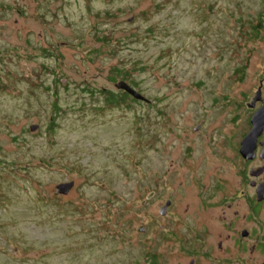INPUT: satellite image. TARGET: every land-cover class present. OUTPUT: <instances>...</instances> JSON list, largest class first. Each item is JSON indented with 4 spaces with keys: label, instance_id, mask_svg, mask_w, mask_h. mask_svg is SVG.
<instances>
[{
    "label": "rangeland",
    "instance_id": "rangeland-1",
    "mask_svg": "<svg viewBox=\"0 0 264 264\" xmlns=\"http://www.w3.org/2000/svg\"><path fill=\"white\" fill-rule=\"evenodd\" d=\"M259 85L264 0H0V264H168L167 184L216 180Z\"/></svg>",
    "mask_w": 264,
    "mask_h": 264
},
{
    "label": "flooded vegetation",
    "instance_id": "flooded-vegetation-1",
    "mask_svg": "<svg viewBox=\"0 0 264 264\" xmlns=\"http://www.w3.org/2000/svg\"><path fill=\"white\" fill-rule=\"evenodd\" d=\"M257 101L252 106L251 101L247 103L254 112L264 99L255 108ZM245 135L218 141L226 165L216 180L204 184L194 178L189 183L167 184L171 190L158 206V216L186 220L185 228L175 222L168 230V264H264V126L251 158L240 153ZM186 190L194 196L177 208L176 200ZM148 194L146 200H154L159 192ZM140 227L143 232L144 226Z\"/></svg>",
    "mask_w": 264,
    "mask_h": 264
},
{
    "label": "water",
    "instance_id": "water-1",
    "mask_svg": "<svg viewBox=\"0 0 264 264\" xmlns=\"http://www.w3.org/2000/svg\"><path fill=\"white\" fill-rule=\"evenodd\" d=\"M114 86L116 89L121 90L128 95H130L132 98L141 100L144 102H149V99H147L145 96H143L140 92L135 90L131 85H129L124 80H119L114 83ZM260 99V87L257 88V91L254 95V97L251 100L250 106L253 105V103ZM251 128L248 131V133L245 135V137L241 141L240 146V153L245 158H251L253 157V150L254 145L257 137L261 134L264 126V101H262V105L259 109H257L253 115L250 118ZM36 127V125H31L30 129L33 130ZM197 128V127H196ZM73 186V181H67V182H61L56 185V191L60 194H66L68 190ZM143 227H139L138 230H142Z\"/></svg>",
    "mask_w": 264,
    "mask_h": 264
},
{
    "label": "trees",
    "instance_id": "trees-1",
    "mask_svg": "<svg viewBox=\"0 0 264 264\" xmlns=\"http://www.w3.org/2000/svg\"><path fill=\"white\" fill-rule=\"evenodd\" d=\"M258 27H259V25L252 27L250 34H249L251 37H256ZM128 84L131 85L132 87H135L134 82H132V83L130 82ZM128 97L131 98L130 95H128L127 93H125L123 91H121L120 94L108 91L105 93L104 102H105V104H115V103H119L120 101H123L124 98H128Z\"/></svg>",
    "mask_w": 264,
    "mask_h": 264
}]
</instances>
